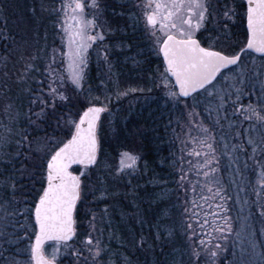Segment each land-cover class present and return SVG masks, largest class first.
Listing matches in <instances>:
<instances>
[{
	"label": "snow or ice",
	"instance_id": "6c2138e0",
	"mask_svg": "<svg viewBox=\"0 0 264 264\" xmlns=\"http://www.w3.org/2000/svg\"><path fill=\"white\" fill-rule=\"evenodd\" d=\"M54 3L25 0L22 8L0 0V264H140L137 253L149 264L157 248L163 257L165 246L176 247L180 233L171 217H164L172 195L185 243L179 259L169 251L158 264H264V242H257V232L264 235V0H126L120 5L117 15L133 35L142 27L148 53L162 57L163 70L153 84L163 95L144 97L157 102L150 113L152 130L160 124L180 144L171 161L174 188L154 196L165 205L155 234L143 232L152 221L137 211L121 214L122 223L127 219L141 229L126 236L117 235L107 203L99 212L92 205L119 195L108 179L126 181L131 193L125 195L136 199L139 185L132 181L141 157L123 151L117 167L97 175L105 167L101 116L111 115L112 95L119 100L153 88L117 86L113 92L108 46L96 53L107 79L101 75L99 84H90V49L102 44L111 28L104 18L106 4ZM10 7L15 9L12 27ZM49 17L61 33L59 48L49 47L46 30L41 35ZM238 20L246 22L244 40L233 43ZM41 39L39 52H30ZM21 62L25 74L14 71ZM33 71L38 78L28 75ZM97 90L103 100L91 95ZM239 117L248 127H241ZM82 210L87 224L77 222ZM205 232L215 234L217 242L209 246L201 238ZM116 239L122 242L112 248Z\"/></svg>",
	"mask_w": 264,
	"mask_h": 264
},
{
	"label": "trees",
	"instance_id": "16d2710c",
	"mask_svg": "<svg viewBox=\"0 0 264 264\" xmlns=\"http://www.w3.org/2000/svg\"><path fill=\"white\" fill-rule=\"evenodd\" d=\"M56 1V0H55ZM7 2V0H6ZM12 5L14 6L16 3H19L21 7L23 8L25 0H11ZM32 0H27V4L31 5ZM55 5V3H54ZM15 11L14 7H10L9 13H10V23L9 27H12L11 20L15 19V16L12 15V13ZM108 16V15H107ZM109 20L112 22L117 21V27L114 30V32H124L125 37H122V43L126 45V48L123 50H119L114 46H110L111 48V61H112V72H120L125 70L127 74L138 77L134 79V81H138L139 87L142 86V84L148 83V76L150 73L155 74L152 71V68L149 69L147 66L148 60L145 55H137V53H147L149 45L147 44L146 38L143 35L139 39V33L136 32L135 35H133L132 29L130 27H127L125 18H122L118 16L116 13H110L108 16ZM54 17H49L48 19L43 21L44 28L41 29V35L43 36L46 30L47 33V44L50 43L52 40H54V34L56 33L55 25H54ZM239 21V20H238ZM114 25V23H112ZM111 25V27H112ZM49 37H51L49 39ZM52 42V43H53ZM45 41L43 39L40 40V43L38 45H34L32 48L29 49L30 52L31 49L36 47H42L44 45ZM109 43L112 44V42L109 41ZM108 46V44H107ZM131 46V47H129ZM122 54V55H121ZM120 55V57L118 56ZM121 56H124L126 58V61H124ZM121 58V59H120ZM140 62V59H142L143 64L139 63V65L134 64L133 59ZM152 64H156L159 67H161L162 71V60L160 57H151ZM22 63V62H21ZM151 64V63H150ZM156 65L152 66L153 68L157 67ZM104 72L107 73V68L103 67ZM14 71H17L18 74H24L25 73V67L24 64L17 65V68L14 69ZM97 72H94V75L91 74L89 76V83L93 86H96V76ZM31 77H35L37 73L34 71L29 73ZM15 79V77H14ZM130 84V83H129ZM113 86V85H110ZM123 86V85H122ZM138 87V86H136ZM95 93V91L93 92ZM91 93V95L93 94ZM94 95V94H93ZM92 95V96H93ZM160 93L157 91V99L160 98ZM148 113V112H147ZM145 112H138L136 111V108L133 111V116L135 118L133 120L139 121V119L145 115ZM138 117V118H137ZM0 119H4L3 117H0ZM128 138V140H127ZM137 138V137H136ZM140 140V150H141V159L139 161L137 171L138 175L136 179L132 181L133 186L139 185L137 192L135 193L136 199H133V196L131 194L125 195L126 193H131L130 188H125L123 185L126 184V181H118L116 183H113L111 179L107 180V185L109 188L112 189L113 192L119 193L115 197V199L107 201V202H101L97 204L96 211L99 212V209L105 207V203L109 205V207L112 209V218H113V227L117 230V234L119 236H126L129 231H131L133 228L139 232L140 226L138 224H135L133 221H129L125 219V221L121 222V214H131L136 213L137 211L143 212L147 218V220L152 221L151 224L145 223L143 226V232L147 234L149 231H152L153 234H155V224L157 223L158 218L161 217V209L165 208L164 204H158L154 200V196H159L161 192H168L171 193L172 189L174 188V184L172 183L176 177L174 176V169L172 167V159L174 156H178L179 152V142L177 141L175 144L173 143L174 135L169 130L165 132L160 124H157V130L152 133V131L149 132H143V135L138 136ZM128 135H123V141L129 142ZM127 143V142H126ZM114 147V146H111ZM112 153L114 150H117L116 147L112 148ZM111 153V154H112ZM114 155V154H113ZM113 155H109L110 157ZM146 166V167H145ZM107 168H101L98 170L97 175L99 176H105ZM193 182H195V178H193ZM167 185V186H165ZM99 195V193H97ZM207 195V193H205ZM92 198L89 197V200ZM151 202V206H150ZM175 202V196H171V200L164 211V217H171L170 223L177 227L178 232L180 235L176 239V247L172 248L170 245L165 246L164 252L165 255L161 257L160 255V249L157 248L155 254L148 257L149 264H158L159 260L161 259H168L167 253L169 251L173 252V255L176 256L177 259H179L178 253L180 252V245L185 243V237L182 234V229H179V222L181 220V214L180 210L177 207L176 210H173L171 207V203ZM202 203V201H201ZM138 206V208H137ZM206 206V205H205ZM79 207V206H78ZM86 210V209H85ZM85 216L83 215V210L81 211L79 217L77 218L78 223H85ZM163 227H166V225H163ZM80 232H83L84 229L80 228ZM107 231V230H106ZM105 231V234H106ZM106 235H109L107 233ZM213 235H207V241L215 240L211 238ZM108 237V236H107ZM105 236V243H107V238ZM122 241L119 239L113 240L111 243L112 248H116L118 244H120ZM216 243V242H215ZM126 254V253H125ZM137 257H139L140 264H144L145 258L141 253L136 254ZM134 259L136 257H133Z\"/></svg>",
	"mask_w": 264,
	"mask_h": 264
},
{
	"label": "rangeland",
	"instance_id": "374dc122",
	"mask_svg": "<svg viewBox=\"0 0 264 264\" xmlns=\"http://www.w3.org/2000/svg\"><path fill=\"white\" fill-rule=\"evenodd\" d=\"M89 2H90V0H89ZM103 2L106 4V8L104 10V18L107 20V22L110 26L112 25V23H114V25H112L110 30L105 29L106 35H105L104 42L102 44H100V42H98V45H94L93 49H90L91 63L89 65L88 78L91 74L94 75V72H97V74H95L96 85L99 84V77L101 75H105V79H107L106 72H104V70H103V66L98 65L97 55H96L97 51L102 50V48L104 46H107V44H108V47L110 44V46H114L117 49L121 50L119 47H117V45L121 44L122 43V37L126 36L124 32H116V31L114 32V30L116 29L115 27H117V21L111 23V20H109V18H108L109 14L112 12L116 13V14L119 13L121 11L120 5L124 4L126 2V0H103ZM59 5H60V0H56L54 6L59 7ZM88 18L90 19L91 16L89 15ZM53 22L55 25V19ZM129 23H130V21H129ZM239 24H240V22L237 21L235 24V27L232 29V31L236 34L235 36L237 38H238V36H237L238 35V29L240 28ZM241 25L243 26V22L241 23ZM55 29H56V33L53 36L55 42H53L51 40L50 43H48V45H49V47L55 46V47L59 48L61 46V33H60L59 29L56 27V25H55ZM137 32L139 33V39L143 35L145 36V34L142 31V27L138 26ZM50 38L51 37H49V39ZM145 38H146L147 44L149 45L146 36H145ZM235 40L236 39L233 38V43L235 42ZM241 40L242 41L244 40V35L241 37ZM109 41L112 42L113 45H111V43H109ZM123 45H124L123 49H125L126 45L125 44H123ZM40 48L41 47L35 46V48L31 49V51H35L38 53ZM118 56L120 57V55H118ZM145 56L147 57V60H148L147 66L149 67V69L152 68V71L155 74L150 73L148 76V83L142 84V86H140V87H145V88L152 87L153 93H148L147 91H145L144 93H135L134 95H129V96L121 98L119 100L116 99L115 95H112L111 93H109L110 95H112V101L107 106L112 111H111V115H109L108 113L102 114L101 121H102L103 127L100 130V136L102 138L101 139V156H100V159L105 162L104 168H107V166H111L113 169L115 167H117L119 164V159H120L119 154L123 151H126V150H132L135 154H138L141 157V153H140L141 152V150H140L141 146H140V140H139L138 136H141V132H144V133L146 131L147 132L152 131V133L154 132L152 130V119L150 118V113L156 111L157 102H154L152 100H146V99H144V97L145 96L151 97V96H153V94H155L157 97V91H159V90L154 87L153 81L158 82V77H159L158 69L161 71V67H159L156 64H152L151 57H153V56L156 57V55L154 53H148L147 52L145 54ZM121 57L124 58V56H121ZM160 59H161V57H160ZM123 60L126 61V58H124ZM140 63L143 64L142 59H140ZM23 64H24V62L21 63V65H23ZM151 65L152 66L156 65L157 67L153 68V67H151ZM162 70H163V66H162ZM33 78H38V74ZM136 78H138V77H133V76L127 74V72L123 69L120 72L114 71L113 76H112L113 83L111 84L113 86H110V87L113 89V92L115 91L117 86L121 90H124L127 88H136V86L139 87L138 81H134V79H136ZM93 94H92L93 96L100 95L101 99L102 100L104 99V96L101 94L100 90L95 91V93H93ZM162 95H160V97H162ZM247 103H248V100H247V98H245L244 99L245 106L247 105ZM135 108H136V111H138V112L143 111L146 113L145 115H143L139 119L138 122H137V120H133L135 118V116L131 115V114H133V111ZM238 119L241 122L242 128L248 127L249 122L243 121L242 117H239ZM254 122L255 121L253 120L252 123H254ZM156 130H157V125H156ZM124 134L128 135V137L130 139L129 142L123 141V135ZM192 135H195V131H193ZM127 140H128V138H127ZM111 146H114L117 148V150H114L113 153H112V150H113L112 148H114V147H111ZM179 148H180V144H179ZM190 148H191V143L189 144V149ZM109 155H113V156L110 157ZM138 164H139V162H138ZM201 179H202V176H201ZM197 191H199V189H197ZM229 191L232 193V195L235 199V189L230 188ZM192 198L193 197H192L191 193H189V199H192ZM233 202L234 201H230V203H233ZM92 206L95 210L97 208H100V207H97V204H93ZM205 207H207V206H205ZM234 214H235V212H233V215ZM84 224H87L86 220H85ZM107 233H108V231H106V234ZM106 234H105V236L107 237L108 235H106ZM207 235H208L207 232H205L202 234L201 238H203L204 240L207 241V237L209 236V235L208 236ZM211 238L214 239V236H211ZM232 239H235L234 234H233ZM210 242L211 243L209 246H211V244H214L217 241L215 240V242H214L213 240H211ZM257 242L258 243L264 242V235H261L259 232H257Z\"/></svg>",
	"mask_w": 264,
	"mask_h": 264
},
{
	"label": "flooded vegetation",
	"instance_id": "af4514ba",
	"mask_svg": "<svg viewBox=\"0 0 264 264\" xmlns=\"http://www.w3.org/2000/svg\"><path fill=\"white\" fill-rule=\"evenodd\" d=\"M239 22H240V24H239V27H240V28L238 29V35H237L238 38H237L236 36L234 37V38L236 39L235 42H236L237 40L242 41V40H241V37L244 35L245 29H246V22L241 21V20H239ZM242 22H243V26L241 25ZM240 25H241L242 27H241ZM235 42H234V43H235ZM161 60H162V57H161Z\"/></svg>",
	"mask_w": 264,
	"mask_h": 264
},
{
	"label": "water",
	"instance_id": "95a60500",
	"mask_svg": "<svg viewBox=\"0 0 264 264\" xmlns=\"http://www.w3.org/2000/svg\"><path fill=\"white\" fill-rule=\"evenodd\" d=\"M74 167H76V166H74Z\"/></svg>",
	"mask_w": 264,
	"mask_h": 264
}]
</instances>
